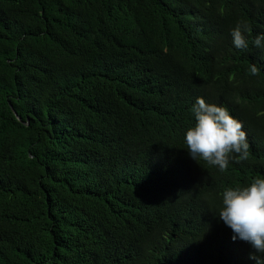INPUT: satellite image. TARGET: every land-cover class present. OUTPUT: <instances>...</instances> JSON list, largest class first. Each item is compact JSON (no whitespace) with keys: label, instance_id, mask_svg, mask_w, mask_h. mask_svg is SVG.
<instances>
[{"label":"trees","instance_id":"obj_1","mask_svg":"<svg viewBox=\"0 0 264 264\" xmlns=\"http://www.w3.org/2000/svg\"><path fill=\"white\" fill-rule=\"evenodd\" d=\"M259 33L264 0H0V264H255L214 213L264 178ZM197 97L247 134L224 172L185 150Z\"/></svg>","mask_w":264,"mask_h":264},{"label":"clouds","instance_id":"obj_2","mask_svg":"<svg viewBox=\"0 0 264 264\" xmlns=\"http://www.w3.org/2000/svg\"><path fill=\"white\" fill-rule=\"evenodd\" d=\"M246 23L238 22L229 30L232 45L237 50L249 48ZM256 48H264V33L251 39ZM252 74L257 73L255 65ZM194 122L183 134V143L189 157L217 168L228 169L232 160L247 159L248 141L242 123L229 110L197 97L190 108ZM218 221L231 230V240L249 245V260L264 264V178L256 177L246 186L226 187L221 193V203L214 213Z\"/></svg>","mask_w":264,"mask_h":264},{"label":"water","instance_id":"obj_3","mask_svg":"<svg viewBox=\"0 0 264 264\" xmlns=\"http://www.w3.org/2000/svg\"><path fill=\"white\" fill-rule=\"evenodd\" d=\"M20 120V119H19ZM21 121V120H20Z\"/></svg>","mask_w":264,"mask_h":264}]
</instances>
